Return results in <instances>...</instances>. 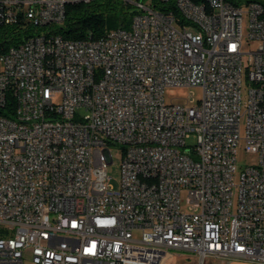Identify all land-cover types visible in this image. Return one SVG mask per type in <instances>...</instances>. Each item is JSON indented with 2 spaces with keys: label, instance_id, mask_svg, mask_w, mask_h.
Segmentation results:
<instances>
[{
  "label": "built area",
  "instance_id": "built-area-1",
  "mask_svg": "<svg viewBox=\"0 0 264 264\" xmlns=\"http://www.w3.org/2000/svg\"><path fill=\"white\" fill-rule=\"evenodd\" d=\"M122 1L129 26L78 40L51 29L61 0H0V23L39 29L0 54V264L264 263V0Z\"/></svg>",
  "mask_w": 264,
  "mask_h": 264
},
{
  "label": "trees",
  "instance_id": "trees-1",
  "mask_svg": "<svg viewBox=\"0 0 264 264\" xmlns=\"http://www.w3.org/2000/svg\"><path fill=\"white\" fill-rule=\"evenodd\" d=\"M119 2L117 0H95L90 2L68 3L66 6V18L62 25L52 28L66 38L84 39L99 38L110 30L114 24L129 26L134 9L131 12H115ZM127 8H133L132 5L122 3ZM111 12V13H110ZM35 27L26 21L6 25L0 23V54L5 52L11 46L19 45L30 38L36 32ZM14 108V99L11 100L10 109Z\"/></svg>",
  "mask_w": 264,
  "mask_h": 264
},
{
  "label": "rangeland",
  "instance_id": "rangeland-1",
  "mask_svg": "<svg viewBox=\"0 0 264 264\" xmlns=\"http://www.w3.org/2000/svg\"><path fill=\"white\" fill-rule=\"evenodd\" d=\"M107 1V0H105ZM115 1V0H114ZM119 2L118 6L115 7V9H111L115 10V12H131L134 8H127L126 6H123L122 0H117ZM243 2H246L247 0H242ZM110 12V13H111ZM116 28V26L113 24L110 29ZM245 51L250 52L253 51L256 47V43H246L245 46ZM249 53L245 54V61L246 63L249 60ZM243 96L244 98H246L247 96V90H248V81H247V77H246V73H244L243 76ZM203 96V88L201 86H168L166 87L165 90V98L167 100V102H175V103H180V102H189L191 104H197L199 102V100L202 98ZM57 102H61L62 101V95L59 94L56 98ZM196 139L197 136L196 134H192L189 138H188V144L190 145H194L196 143ZM112 152H113V162L109 164L108 166V175L111 176L112 178V182L114 183V185L117 187L120 184V180H121V161H122V148L118 147V146H114L112 148ZM258 162V153L257 152H248L246 151V149L244 148V146L240 147L239 149V153H238V166H239V170L243 169L245 166L247 165H251V164H256ZM187 207V206H186ZM188 254H191V252L189 251H185L184 255L180 257V261L181 264H194L193 261L194 259L190 258L188 259V257H186ZM221 258H208L206 260V264H221ZM251 262V261H250ZM252 263H257V262H252ZM25 264H32L30 260H26ZM257 264H264V263H257Z\"/></svg>",
  "mask_w": 264,
  "mask_h": 264
},
{
  "label": "bare ground",
  "instance_id": "bare-ground-1",
  "mask_svg": "<svg viewBox=\"0 0 264 264\" xmlns=\"http://www.w3.org/2000/svg\"><path fill=\"white\" fill-rule=\"evenodd\" d=\"M91 0H61V10H66V6L68 3H77V2H90ZM198 2H205L208 0H195ZM231 1V0H224ZM245 5H255V0H247ZM219 9V0H212L210 2V10H218ZM200 12H209V4L208 3H200ZM61 36H63L61 34ZM0 137H8V130H0ZM95 234H103V227H95Z\"/></svg>",
  "mask_w": 264,
  "mask_h": 264
},
{
  "label": "crops",
  "instance_id": "crops-1",
  "mask_svg": "<svg viewBox=\"0 0 264 264\" xmlns=\"http://www.w3.org/2000/svg\"><path fill=\"white\" fill-rule=\"evenodd\" d=\"M221 264H257V263H252L248 260H244L241 258H230L227 260H221Z\"/></svg>",
  "mask_w": 264,
  "mask_h": 264
}]
</instances>
